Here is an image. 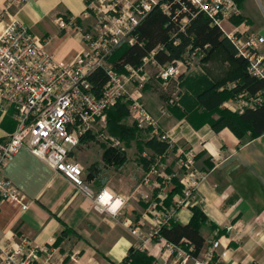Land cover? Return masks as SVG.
<instances>
[{"label":"crops","instance_id":"crops-1","mask_svg":"<svg viewBox=\"0 0 264 264\" xmlns=\"http://www.w3.org/2000/svg\"><path fill=\"white\" fill-rule=\"evenodd\" d=\"M237 2L241 21L233 24L240 31L264 36V0ZM87 4L88 0H24L7 9L6 0H0V30L12 22L25 26L44 51L67 64L86 44L79 33L60 30L56 20L76 17L88 31L93 19L79 18ZM227 67L209 59L192 60L163 85L156 67L148 66L142 102L156 121L157 134L142 131L128 145L118 140L123 144L122 165L104 164L101 157L107 146L86 136L70 157L82 165L90 196L20 149L3 175L29 206L22 211L12 203L0 204V240L8 243L25 237L46 247L48 254L41 256L40 264H123L131 251L146 253L154 259L152 264H180L177 254L166 252L150 234L161 224L162 214L182 200L186 173L180 162L192 151L195 169L205 178L194 199L177 208L173 222L186 225L193 218L192 208L199 209L201 217L195 221L205 243L199 256L185 264H264V135L237 137L227 127L214 129L216 114L198 103L195 88H190V80H222ZM185 98L195 99L194 105ZM234 103L228 99L220 108L235 112ZM126 124L131 126L128 120ZM14 127L11 110L3 113L0 108V139ZM158 134L168 139L161 140ZM150 139L156 143L148 144ZM102 190L124 201L115 216L94 209Z\"/></svg>","mask_w":264,"mask_h":264},{"label":"built area","instance_id":"built-area-1","mask_svg":"<svg viewBox=\"0 0 264 264\" xmlns=\"http://www.w3.org/2000/svg\"><path fill=\"white\" fill-rule=\"evenodd\" d=\"M23 2L6 0V8ZM187 6L218 26L223 37L233 44L237 56L246 61L247 74L264 81V36L240 31L233 24V20L241 19L237 0H88L86 10L79 17L93 19L88 31L78 25L76 17L56 20L60 30L79 33L86 44V48L67 64L44 51L25 26L12 22L0 30V108L3 113L11 110L15 122L14 130L0 139V204L12 203L22 211L29 206L24 194L3 175L5 166L22 148L90 196L83 181V168L70 154L86 136L99 141L105 138L107 111L118 100L126 102L129 117L139 130L157 134L156 121L142 102L148 82L147 67L155 66L158 80L165 85L192 60L186 56L185 61L181 56L171 63L158 65L154 56L156 51L163 49L161 46L142 58L136 67L126 66L122 71H118L109 59L121 46L138 43L135 31L154 10L172 18L179 32H184L189 18L180 16ZM226 21L232 22L230 31L223 28ZM170 38L174 45L180 43L177 33H171ZM192 52L200 53L199 50L185 53ZM97 71H102L106 80L98 93L89 80ZM232 101L235 102L234 111L242 113L259 104L260 93L255 96L242 93ZM160 138L168 139L162 134ZM119 144L116 140L113 147ZM194 157L192 151L183 155L180 167L186 176L182 200L162 214L159 226L173 219L179 206L194 199L198 184L204 180L205 175L195 169ZM104 192L96 195L94 209L109 213L107 206L99 201ZM112 200L116 199L112 196ZM158 227L150 238L158 239L166 252H175L181 259L180 264H185L190 257L159 238ZM47 254L46 247L35 246L25 237L8 243L0 240V264H40L41 256Z\"/></svg>","mask_w":264,"mask_h":264},{"label":"trees","instance_id":"trees-1","mask_svg":"<svg viewBox=\"0 0 264 264\" xmlns=\"http://www.w3.org/2000/svg\"><path fill=\"white\" fill-rule=\"evenodd\" d=\"M188 17L189 22L184 32H179L178 25L172 18L158 12L152 11L145 20H143L135 33L138 43L131 46H121L118 48L109 61L118 70L126 66L136 67L140 64L142 58L146 57L157 47H163L155 53L156 64L164 65L171 63L177 58L183 56L185 52L199 50L202 61H218L226 63L227 69L224 78L220 81L211 82L202 77L198 80H190L191 89L196 95V101L200 104L210 106L212 113L216 114L215 121L212 122L214 129L227 127L237 137L249 133V137L254 138L264 135V81L247 74L246 61L237 56L233 44L225 37L220 28L212 25L210 20L202 13L195 11L187 6L185 13L180 18ZM241 21V19H237ZM177 33L180 43L174 45L170 34ZM96 92L105 83V77L102 71L95 72L90 78ZM199 83L200 87L196 83ZM227 82H234L227 87ZM219 91V87L223 86ZM145 89V88H144ZM255 96L260 93V102L253 108H247L242 113L231 112L228 109L220 108V105L228 99H235L240 94ZM194 105L193 99L185 98ZM129 117L126 102L118 100L112 108L107 111L106 132L111 137L117 138L125 145L135 140L141 130L137 126L126 124ZM149 133L150 130H143ZM85 139V138H84ZM84 139L82 141H84ZM155 142L150 139L148 144ZM156 143V142H155ZM104 164L122 165L125 162L124 154L120 149L107 146L104 147L102 154ZM193 218L186 225H181L169 219L166 224L158 227V237L173 244L183 250L190 258L196 259L203 249L205 240L200 235L195 217H201V212L197 208H192ZM154 259L146 253L131 251L124 259L123 264H152Z\"/></svg>","mask_w":264,"mask_h":264},{"label":"rangeland","instance_id":"rangeland-1","mask_svg":"<svg viewBox=\"0 0 264 264\" xmlns=\"http://www.w3.org/2000/svg\"><path fill=\"white\" fill-rule=\"evenodd\" d=\"M234 21L235 20H233V23H234ZM223 28H224V30H226V31H230L233 27H232V22H230V21H226V22H224L223 23ZM253 33H256L255 31H253ZM194 53L196 54V55H194ZM186 56H187V59H191V60H200L201 58H202V56H201V54L200 53H197V52H192V53H185L184 55H183V59H185L186 58ZM185 61H186V59H185ZM127 120L129 121V123L131 124V125H134L135 123H134V121L133 120H131L130 118H127ZM95 139V138H94ZM111 139H113V140H111ZM96 140V139H95ZM116 140H118L117 138H114V137H111L110 135H108V133L106 132L105 133V138H101V140L99 141V140H97V141H99V142H101V144H104L105 146H115L114 145V142L116 141ZM116 147H118V148H122L123 147V144L122 143H120L119 145H117ZM122 151V150H121ZM74 161H76L77 162V160H74ZM79 163V162H78ZM80 164V163H79ZM81 165V164H80ZM82 166V165H81Z\"/></svg>","mask_w":264,"mask_h":264},{"label":"clouds","instance_id":"clouds-1","mask_svg":"<svg viewBox=\"0 0 264 264\" xmlns=\"http://www.w3.org/2000/svg\"><path fill=\"white\" fill-rule=\"evenodd\" d=\"M99 201L102 205L107 206L108 212L113 216H115L119 212L124 203V201L120 198H117L115 201H113L112 194L107 191L99 197Z\"/></svg>","mask_w":264,"mask_h":264}]
</instances>
